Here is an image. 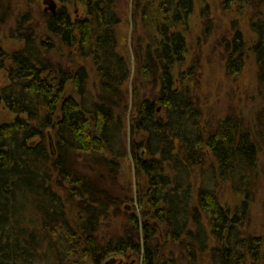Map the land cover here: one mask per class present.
I'll return each mask as SVG.
<instances>
[{"label": "trees", "instance_id": "obj_1", "mask_svg": "<svg viewBox=\"0 0 264 264\" xmlns=\"http://www.w3.org/2000/svg\"><path fill=\"white\" fill-rule=\"evenodd\" d=\"M83 1L86 16L77 23L64 6L45 14L46 32L61 49L75 47L81 63L71 51L54 56L55 41L38 39L26 16L13 31L23 47L10 53L0 45V70L10 62L0 106L12 114L0 123V264H101L130 253L143 264H259L262 240L241 228L262 129L253 132L229 113L205 134L202 110L183 83L193 68L180 71L176 83L196 1L212 23L206 0H133L145 47L132 52L138 75L128 87L130 63L117 51V0ZM222 2L257 9L249 21L250 52L264 84V0ZM223 45L227 74L236 75L247 48L243 32L235 29ZM87 64L98 80L94 93ZM140 78L150 97L140 96ZM126 120L131 136L140 137L130 149L147 185L138 195L139 213L127 215L120 232L101 236L128 199L107 184L126 152ZM226 185L243 198L233 208L218 195Z\"/></svg>", "mask_w": 264, "mask_h": 264}, {"label": "rangeland", "instance_id": "obj_2", "mask_svg": "<svg viewBox=\"0 0 264 264\" xmlns=\"http://www.w3.org/2000/svg\"><path fill=\"white\" fill-rule=\"evenodd\" d=\"M50 0H0V45L8 52L20 50L23 47V40L17 39L14 35L17 21L22 17H27L29 26L35 28L37 37L49 40L53 39L56 45V53L52 52L54 56H60L61 53L73 52L75 61L81 60L76 55V48L61 49L60 44L56 39L49 35L45 29V14H50L49 9ZM55 3V11L57 12L61 7H66L71 19L74 23L86 16V4L83 0H52ZM208 6V17L212 23L207 24L204 21L202 8L205 7L202 3L196 1L193 12L188 20L185 28V39L189 51H187L185 60L181 66L174 69L176 77L180 71H187L188 67L193 68L192 77H185L184 84L189 85L193 91L194 99L202 110L201 127L206 134L208 130H212L215 124L229 113H236L242 117L246 124H248L253 132L256 128L261 127L263 139L258 141L257 152V175L256 185L253 190L249 202L242 230L248 234L259 236L262 240V247L260 249L259 264H264V84L258 81V68L254 61L250 45L253 42L254 35L250 30L249 21L255 15L257 9L248 7H239L237 3L223 4L222 0H206ZM133 0H117L116 8L120 22L115 26L117 38V51L126 57L130 63L131 76L127 83L132 78H136V64L132 59V52H137L140 49L142 53L145 47L139 40L144 39V32L139 24V15L134 21L132 4ZM53 14V13H52ZM243 32L246 41V50L244 57V64L236 75L227 74L226 71V52L223 43L225 40L231 39V35L235 29ZM147 39V38H146ZM60 47V49H59ZM67 66H73L71 61L64 57ZM61 60V59H58ZM69 62V63H68ZM192 63V64H191ZM10 62L7 60L4 67L0 70V87L8 84L7 68ZM89 71V78L87 81V88L89 91L95 92L98 84L97 77L93 69L87 64ZM182 82V81H181ZM179 77L176 78L177 86L181 83ZM140 88V96L150 97L151 89L141 78L137 80ZM150 86V85H149ZM75 93L73 92V95ZM76 97V94L74 95ZM160 108H158V111ZM12 114L5 108L0 106V123L10 120ZM130 121V120H129ZM129 121L126 120V125L123 130V138L126 143V152L117 161V172L115 181L111 185L114 192L121 197L128 196L124 202L121 203L118 216H112L110 222L105 221V226L100 228V235L113 233L114 230L121 231L123 224L126 222L127 215L139 213L137 199L141 188L146 187L145 179L138 174L134 167L133 154L130 149V144L135 142L139 146L140 137H132L129 132ZM207 125V128H206ZM261 125V126H259ZM257 137V135H256ZM138 153L142 157H146L143 148L138 147ZM106 174V173H105ZM218 195L222 203L233 208L238 205L242 197H238L232 189L226 185L222 190H218ZM104 236V235H103ZM130 255V256H129ZM124 255H109L101 264L106 262L112 264H143L142 258H138L134 254ZM115 260H114V259Z\"/></svg>", "mask_w": 264, "mask_h": 264}, {"label": "water", "instance_id": "obj_3", "mask_svg": "<svg viewBox=\"0 0 264 264\" xmlns=\"http://www.w3.org/2000/svg\"><path fill=\"white\" fill-rule=\"evenodd\" d=\"M46 2L49 3V9L52 11L53 14H55L56 13V11H55V3L52 0L46 1ZM106 264H110V263L106 262Z\"/></svg>", "mask_w": 264, "mask_h": 264}, {"label": "flooded vegetation", "instance_id": "obj_4", "mask_svg": "<svg viewBox=\"0 0 264 264\" xmlns=\"http://www.w3.org/2000/svg\"><path fill=\"white\" fill-rule=\"evenodd\" d=\"M131 264H133V261L131 262Z\"/></svg>", "mask_w": 264, "mask_h": 264}]
</instances>
